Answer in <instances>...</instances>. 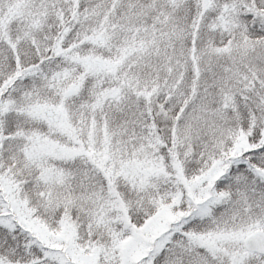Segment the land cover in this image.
<instances>
[{
    "label": "snow or ice",
    "instance_id": "obj_1",
    "mask_svg": "<svg viewBox=\"0 0 264 264\" xmlns=\"http://www.w3.org/2000/svg\"><path fill=\"white\" fill-rule=\"evenodd\" d=\"M0 264H264V0H0Z\"/></svg>",
    "mask_w": 264,
    "mask_h": 264
}]
</instances>
